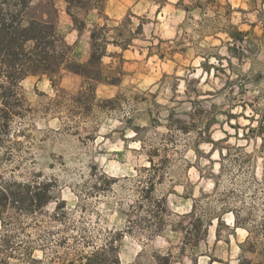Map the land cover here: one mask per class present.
<instances>
[{
    "label": "rangeland",
    "instance_id": "rangeland-1",
    "mask_svg": "<svg viewBox=\"0 0 264 264\" xmlns=\"http://www.w3.org/2000/svg\"><path fill=\"white\" fill-rule=\"evenodd\" d=\"M51 1L27 16L55 10L81 62L97 27L106 82L94 98L68 70L12 88L0 177L46 181L52 198L0 220V264L95 251L107 264H264V0Z\"/></svg>",
    "mask_w": 264,
    "mask_h": 264
},
{
    "label": "trees",
    "instance_id": "trees-1",
    "mask_svg": "<svg viewBox=\"0 0 264 264\" xmlns=\"http://www.w3.org/2000/svg\"><path fill=\"white\" fill-rule=\"evenodd\" d=\"M51 5L53 4L51 0ZM68 3L72 0H65ZM33 0H0V145L3 134L10 128L11 119L19 114L16 111V98L12 88L28 76H45L50 80L58 78L62 70L81 74L84 77L77 95L95 97V84L106 82L102 57L105 54L106 37L97 32V27L90 31V50L85 61L72 58V46L57 31L55 19L47 12L46 17L27 16ZM234 40H242L241 30L227 31ZM99 40V41H98ZM113 82V81H110ZM51 190L46 181L3 180L0 177V220L3 223L12 209L24 216L37 217L51 201ZM64 207L65 202L61 201ZM11 222V221H10ZM7 242V239H5ZM247 243V242H244ZM244 245L241 243L240 247ZM34 246H29L27 256H31ZM249 251H254L249 247ZM32 264L41 263L30 258ZM117 258L114 262H117ZM108 260L95 251L85 259L69 260L58 264H107ZM5 264V263H3ZM209 264V262L207 263ZM237 264L254 263L251 258L242 257Z\"/></svg>",
    "mask_w": 264,
    "mask_h": 264
}]
</instances>
